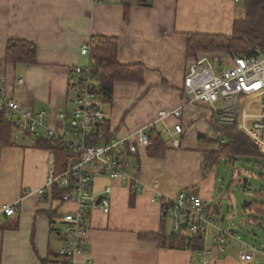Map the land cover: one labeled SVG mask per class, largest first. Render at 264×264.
Listing matches in <instances>:
<instances>
[{"label":"crops","instance_id":"1","mask_svg":"<svg viewBox=\"0 0 264 264\" xmlns=\"http://www.w3.org/2000/svg\"><path fill=\"white\" fill-rule=\"evenodd\" d=\"M238 14L233 0H152L151 6L134 3L128 20L123 0H0V75L6 77L9 96L25 108L44 111L47 123L60 128L59 113L74 107L72 70L90 60L81 54V47L97 36L116 37L119 61L143 64L146 71L142 84L117 82L112 102L102 104L110 114V130L125 136L155 122L157 132L166 136L164 158H152L146 149L132 160L139 164L142 187L133 197L121 181H108L103 174L95 178L98 190L112 184L111 208L109 213L99 206L90 208L87 242L76 264H201L199 253L161 247L139 235L161 231V201L180 191L195 192L220 210L221 197L213 201L218 190L215 164L210 167L205 158V152L216 150L210 147L214 139L208 135L212 113L207 106L189 103L182 88L186 69L193 61L187 55L189 35H229ZM9 39L34 42L38 62L5 64ZM19 77L24 79L21 85L17 84ZM179 107V118L159 119L160 111ZM177 123L184 132L176 135L179 147L172 148V138L163 130ZM27 139L5 147L1 155L0 264H43L51 251L52 264H62L54 256L62 245V225L51 226L49 217L58 203L49 191L37 193L48 179L50 160L56 154L34 148L33 141ZM257 165L264 168L259 161ZM4 205H14L15 214H5ZM251 207L264 218L261 205L252 203ZM70 208L65 204L60 211ZM209 248L210 264H262L256 258L259 254L264 257V250L254 247V261L242 263L238 253L235 258L230 250L220 252L214 243Z\"/></svg>","mask_w":264,"mask_h":264},{"label":"built area","instance_id":"2","mask_svg":"<svg viewBox=\"0 0 264 264\" xmlns=\"http://www.w3.org/2000/svg\"><path fill=\"white\" fill-rule=\"evenodd\" d=\"M94 42L95 38H92L84 44L81 54L90 58ZM72 75L70 87L72 92H76L74 107L59 113L60 128L47 123L44 111L25 108L20 101L9 96L6 92V77L0 75V108L17 126L14 145L19 143L25 132H30L48 136L72 151H80L78 160L77 156L67 158L68 165L60 172L57 171L56 157L53 155L48 179L37 190L42 195L55 185L70 189L61 201L70 204L71 208L59 210V223L62 225L59 230L62 240L59 254L63 264H76L84 254L90 208L99 206L105 213L110 211L113 186L108 183L98 190L95 178L103 174L110 181H121L131 191L141 189L138 182L139 164L132 160L138 157L141 150L151 146L150 132H157L154 122L131 130L125 136L108 137L106 127L110 114L102 109L103 103L96 87L99 71L97 73L94 70L89 60L86 65L75 66ZM23 82V77L17 79L18 85ZM183 92L189 103L207 106L215 122L236 126L243 123L238 129L249 134L264 155V49L254 54L238 52L199 57L186 69ZM181 115L182 107L162 110L159 119L179 118ZM163 132L174 137L171 147L178 148L176 135L184 132L183 126L180 123L167 125ZM96 139L98 142L92 143ZM224 142L225 138L219 141ZM2 210L7 215H13L16 207L4 205ZM161 212L164 219L172 222L173 232L203 237L204 248L199 252L201 264H210L212 249L206 247V236L211 226L216 230L213 238L216 249L220 252L230 249L231 235L227 229L220 228L219 212L200 195L180 191L175 197L162 199ZM237 249L242 263L254 261L256 249L253 246L245 244Z\"/></svg>","mask_w":264,"mask_h":264},{"label":"trees","instance_id":"3","mask_svg":"<svg viewBox=\"0 0 264 264\" xmlns=\"http://www.w3.org/2000/svg\"><path fill=\"white\" fill-rule=\"evenodd\" d=\"M243 1L245 17L243 19H235L231 34L198 33L189 35L187 40V55L192 57V62L205 55V53L213 51H221L224 54H235L238 52L254 54L258 50L264 49V0ZM134 3L141 6H151L152 0H123L126 20L129 18L130 8ZM118 49L119 43L116 37L97 36L95 42L92 44L90 61L94 70L97 73L99 71L96 87L98 89L97 93L101 97V103L112 102L114 87L117 82L142 84L145 80V66L140 63L125 64L120 62L118 59ZM37 51V45L32 41L9 39L6 46L4 62L5 64H36L38 62ZM16 127L13 120L6 115L5 110L0 108V169L3 149L5 147L16 146L13 142ZM212 127L216 128L220 132V135L224 136L225 142L219 143L220 140H217L216 142L219 143L220 148L211 152H205V158L210 167L217 163L222 154H226L227 157L229 156L230 162L233 160L231 158L232 154H237L244 158L252 156L261 158L264 156L259 146L249 136L238 130L236 125L219 124L215 122L212 116ZM106 134L108 137L116 135L110 130L109 123L106 127ZM29 135L32 137V146L34 148L50 150L55 152L56 155L58 153L64 155V160L60 167L58 166L59 161H56L57 170H62L68 165L67 158L77 156L78 160L80 151H72L70 148L63 146L59 141H55L48 136L25 132L21 139L28 138ZM149 135L152 144L148 148V155L152 158H164L168 151L167 141L160 132H150ZM200 138L206 141H212L203 136H200ZM226 139H228V143ZM91 142L89 141V143ZM97 142L98 139L92 143ZM236 151L243 152L244 154L240 155ZM48 191L51 194V199L58 203L55 209L49 211L51 226H54L55 223L59 222V210L65 205L61 201V198L70 189L55 185ZM133 192L135 191H132V197L134 196ZM262 207L264 208V205ZM168 229L167 220L164 219L161 231L142 233L139 237L147 241H156L161 247H167L169 249H188L193 253H199L203 250L204 242L202 236L191 237L187 234L175 233L171 228L170 230ZM51 256H53L52 251L49 253V259L43 260V264H52L53 260ZM54 256H57L63 264L59 250Z\"/></svg>","mask_w":264,"mask_h":264},{"label":"rangeland","instance_id":"4","mask_svg":"<svg viewBox=\"0 0 264 264\" xmlns=\"http://www.w3.org/2000/svg\"><path fill=\"white\" fill-rule=\"evenodd\" d=\"M237 6L239 10L237 19H243L245 17L244 1L240 0V2L237 3ZM207 54L214 56V55H221L224 53H221V51L219 52L213 51L210 53H205V55ZM183 86H184V80H183ZM71 96L75 98L76 92L71 91ZM72 106L74 105L72 104ZM208 123L211 130L210 132H208V135L209 137H211V139H214L212 145L210 143L208 144H210V147L218 150L220 146L219 143H217L216 141L223 140L224 136L220 135V132H218L216 128L212 127L210 125V122ZM243 125L244 124L241 123L239 124V126H237V128H240ZM243 133L249 136V134H247L246 132ZM170 137L174 138L172 136ZM27 140L32 142V137L29 135ZM226 142L227 143L229 142L228 139H226ZM236 152L240 153V155L244 154L243 152L240 151H236ZM228 157L226 154H222L221 158H219L217 163H215V168L213 170L218 184V190L215 193V198L213 199V201L214 200L219 201V197H221L219 201L220 205L218 209H220L219 211L221 213V216L223 214L225 215L224 221L220 220L221 218L220 216L218 217L219 226L221 229L235 230L237 234L236 237L240 240V244L242 245V247H244L245 244H248L255 247L256 249L264 250V218L254 208L252 207L249 208L244 206L245 201H251L253 204H258L261 206L264 205V168L257 165V161H259L260 164L264 166V156L259 158L258 160V157L256 156L244 158L243 156L232 154L231 158L233 160L231 162L229 161L230 159ZM63 160H64V155L58 153L56 155V161H59L58 163L59 167ZM57 171L60 172L61 170H57ZM244 178H247L246 186L244 185ZM190 193L195 194V192H190ZM234 219L239 220V222L234 223L233 222ZM257 219H259L258 222ZM171 224L172 222L168 220L167 227L169 229L171 228ZM215 234H216V230L213 228V226H211L206 236L207 248H209L212 245V243H214L213 238ZM228 250H230L229 253L232 254L234 257L238 253V249H228ZM256 260L261 261V263L264 264V257L262 255L260 254L257 255Z\"/></svg>","mask_w":264,"mask_h":264},{"label":"water","instance_id":"5","mask_svg":"<svg viewBox=\"0 0 264 264\" xmlns=\"http://www.w3.org/2000/svg\"><path fill=\"white\" fill-rule=\"evenodd\" d=\"M247 184V178H244V185L246 186ZM101 201V197L98 199V204L100 203ZM252 205V202L251 201H245V207H249ZM221 221H224L225 220V215L223 214L220 218ZM234 223H238L239 220L237 219H234L233 220ZM228 230V233L231 235L230 239H229V242H230V249H237L241 246L240 244V240L236 237V232L235 230L233 229H227Z\"/></svg>","mask_w":264,"mask_h":264}]
</instances>
